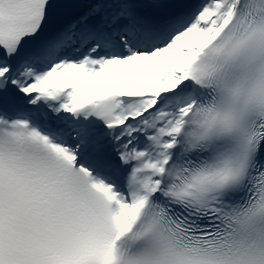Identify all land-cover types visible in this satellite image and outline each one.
Wrapping results in <instances>:
<instances>
[{"label": "snow or ice", "instance_id": "6c2138e0", "mask_svg": "<svg viewBox=\"0 0 264 264\" xmlns=\"http://www.w3.org/2000/svg\"><path fill=\"white\" fill-rule=\"evenodd\" d=\"M0 264H264V0H0Z\"/></svg>", "mask_w": 264, "mask_h": 264}]
</instances>
